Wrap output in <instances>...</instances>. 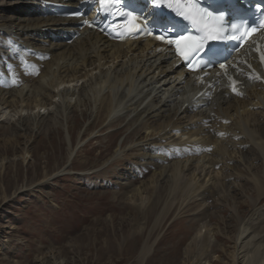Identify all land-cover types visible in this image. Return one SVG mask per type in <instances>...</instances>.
Wrapping results in <instances>:
<instances>
[{"label":"rangeland","instance_id":"rangeland-1","mask_svg":"<svg viewBox=\"0 0 264 264\" xmlns=\"http://www.w3.org/2000/svg\"><path fill=\"white\" fill-rule=\"evenodd\" d=\"M3 1L7 0L0 3ZM6 14L11 13L0 16ZM80 81L72 83L76 84H71L73 87L60 86L59 90L78 91L84 83ZM63 99L61 95L53 100V106L41 109L45 125L49 126L39 130V118L32 116L39 109L21 112L0 106V264H139L136 257L147 239L151 245L157 242L144 264H182L183 250L203 224L211 228L212 242L222 245V249L214 251L212 263L233 264L235 242L244 231L241 221L264 206V197L261 200L253 184L262 174L260 161H255V166L248 163L249 167H239V175L227 179L232 185L226 190L221 183L228 178L230 168L237 165L233 161L237 148L224 149L221 142L224 152L219 149L215 153L219 160L216 168H211V174H206L200 184L206 193L198 196L202 207L199 215H179L188 201L186 197L192 195L188 189L196 182L189 186L194 178L192 173L183 175L184 181H178L180 187L176 190V180L172 178L147 184L146 187L157 185V190L149 189L153 197L142 194L144 199L138 200L137 205H144L139 208L132 205L129 194L149 182L156 167L142 169L148 160H142L143 152L132 145L145 142L148 133L138 123L129 129L127 117H108L109 121H105V117H100L102 111L97 113L100 103L95 108L92 99L75 109L62 105ZM59 105L62 107L58 108ZM255 112L252 116L260 120L259 125H246L251 130L255 128L253 132L261 137V115ZM53 113L58 117H51ZM52 119H57L59 125L52 126ZM235 121L230 122L233 129L236 122H241ZM217 126L223 131L229 128L226 125L220 129V123ZM13 135L17 137L11 139ZM168 142L163 140L160 144ZM73 148L75 155L69 164ZM255 151L260 157L259 151ZM115 156L118 160L110 161ZM255 167L256 171H252ZM243 171L250 182L241 193L235 192ZM242 194L245 196L241 197ZM223 197H227L226 206L216 204ZM168 203L173 204L168 217H163L161 227H155L156 214H161ZM150 210L155 213L150 215ZM143 226L144 231L136 233ZM251 229L252 226L248 231ZM202 231L204 234L206 229Z\"/></svg>","mask_w":264,"mask_h":264},{"label":"bare ground","instance_id":"bare-ground-1","mask_svg":"<svg viewBox=\"0 0 264 264\" xmlns=\"http://www.w3.org/2000/svg\"><path fill=\"white\" fill-rule=\"evenodd\" d=\"M67 1L7 0L0 3V14L11 13L0 16V32L4 33L2 37L0 36V106H3L4 110H20L21 112L39 109L32 115L36 119L39 118L40 128L38 130L49 126V124L45 125L47 122L43 119L44 114H41V109L53 106V100L61 95L64 96L61 104L64 103L73 109L91 99L95 108L97 102L100 103L97 113L102 111L100 117H105V121L108 117L116 118L115 120L119 117H127L130 119L129 125L131 124L129 129L138 123L141 130L148 134L144 137L145 142L132 146L143 152L142 160H148L145 165H140L141 168L147 169L152 166L156 167V171L149 182L131 190L129 195L132 205L134 203L136 206L138 200H143L142 194L144 193L153 197L154 194L149 189L157 190V185L146 187L147 184L151 186L157 179L172 178L176 180L174 188L176 190L180 187L178 181H184L183 175L188 174L189 176V173H192L194 178L190 179L189 186L196 180L194 183L196 188L194 186L188 188L192 195L186 197L188 201L185 203L186 206L180 209L179 215L184 212L199 215L202 207L198 196L206 193L201 189L200 184L205 180L206 174L210 173V169L216 168V160H219L215 159V153L221 150V142L224 143V149L226 147L237 148L245 154L242 155L234 149L237 154L233 161L237 165L230 168L225 181L221 180L222 186L228 190L227 188L230 187L228 185L231 183L227 179L230 180L233 176L239 175V167L241 169L247 167L248 163L255 166L253 163L260 161L262 174L260 179L253 184L262 200L264 197V161L262 160L264 158V136L260 137L255 134L253 132L255 128L251 130L246 124L254 127L259 123L260 120L252 116L255 111L249 109L257 107L259 108L257 113L261 115L259 116L262 122L261 128L264 132V93L257 89L250 90L249 101L226 100L220 94L211 106L192 114L189 108L183 109L190 101L187 97L188 86H180L183 75L178 71L174 72L172 67L158 65L160 58L150 54L153 44L109 43L102 36L94 33L86 34L72 44L57 41V37L73 33L78 21L41 17L40 14L45 12L48 5L62 2L70 4ZM80 80H84V83L78 91L76 89L71 92L70 89L59 90L60 86H72V83L78 84ZM60 107L62 106L59 105L58 108ZM51 117L58 116L53 113ZM234 119L241 121L239 123L235 121L234 129L231 127L232 124L225 131L222 125L220 129L223 130L217 128L219 120L231 122ZM115 120L113 123L116 122ZM203 120H211L209 130L202 128ZM51 125H59V122L57 119H52ZM211 129L215 130L213 136L210 134ZM14 130L17 132L16 129ZM175 135L178 136L176 140L173 139ZM13 136L11 139L17 137V135ZM69 136L71 137V132ZM172 139L173 141H170ZM163 140L169 141L168 145H161ZM118 148L122 150V145ZM210 148H213V152L208 155L206 152ZM255 150L259 151L261 158ZM229 151L232 152L231 149ZM74 155V148L70 149L67 160L69 164ZM116 156L110 161L118 160ZM216 157L219 158V156ZM138 158L140 159V156ZM227 163L230 162L227 161ZM256 168L252 171H256ZM243 172L240 175L243 180L240 178L241 183H237L238 185L233 189L235 192H240L245 184L250 182L246 173ZM171 193L172 191L170 195ZM243 196L245 195L242 194L241 197ZM194 197L196 199L193 201ZM226 200L227 197H223L216 204L226 206ZM170 203L161 214H156L155 227L160 226L163 217H168L169 207L173 206ZM143 205L144 202L137 206L141 208ZM255 206L256 202L253 201V207ZM149 213L153 215L155 211L150 210ZM241 224L244 231L235 242L233 264H264V206L253 210L249 218L241 221ZM250 226L252 229L248 231ZM144 229L145 226L139 228L136 233L143 232ZM203 229H206L204 234H202ZM210 233L211 228L207 224L200 226L198 232L183 250L182 264H218L217 262L212 263V255L222 249V245H218L215 241L212 242ZM156 242H152L151 245L147 239L143 243L136 257L139 264L147 261Z\"/></svg>","mask_w":264,"mask_h":264},{"label":"snow or ice","instance_id":"snow-or-ice-1","mask_svg":"<svg viewBox=\"0 0 264 264\" xmlns=\"http://www.w3.org/2000/svg\"><path fill=\"white\" fill-rule=\"evenodd\" d=\"M105 0H101V3L103 4ZM113 2H119V0H113ZM179 2H185V6L187 7L188 3L191 2V0H179ZM153 3H156V0H153ZM182 15H185V13H181ZM131 15V14H129ZM208 17H211V13H206ZM200 17L201 22L203 24L204 30L208 33V37L215 40L217 39V36L220 32L225 31V28L223 26V16L219 18V23L216 22H210L206 21L204 19V15H201V10H199L196 7H192L189 9L188 13L185 15V18L187 19H193L195 22V18ZM135 19V17H132ZM232 27L235 29L237 28L236 24H233ZM261 27H264V24H261ZM258 29L256 27H252L250 29L246 30V36H251L253 33H256ZM157 39L160 40H165L166 38L163 36H157ZM166 42L168 44H175L178 52L180 55L183 57L187 58L190 54H193L194 52H198L200 48V44L195 40L192 36H185V35H180L176 37L174 40L173 39H166ZM224 64H221L220 67H224Z\"/></svg>","mask_w":264,"mask_h":264}]
</instances>
